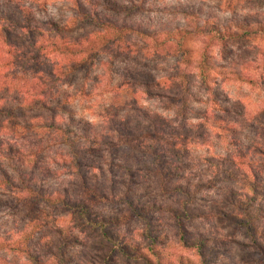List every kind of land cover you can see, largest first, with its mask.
<instances>
[{
    "label": "clouds",
    "instance_id": "clouds-1",
    "mask_svg": "<svg viewBox=\"0 0 264 264\" xmlns=\"http://www.w3.org/2000/svg\"><path fill=\"white\" fill-rule=\"evenodd\" d=\"M0 264H264V0H0Z\"/></svg>",
    "mask_w": 264,
    "mask_h": 264
}]
</instances>
